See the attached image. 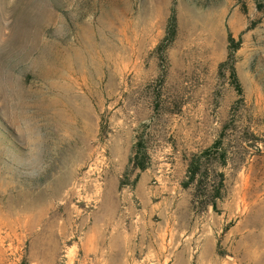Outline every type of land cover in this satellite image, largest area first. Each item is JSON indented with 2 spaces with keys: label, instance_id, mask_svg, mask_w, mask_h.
<instances>
[{
  "label": "rangeland",
  "instance_id": "obj_1",
  "mask_svg": "<svg viewBox=\"0 0 264 264\" xmlns=\"http://www.w3.org/2000/svg\"><path fill=\"white\" fill-rule=\"evenodd\" d=\"M0 264H264V0H0Z\"/></svg>",
  "mask_w": 264,
  "mask_h": 264
},
{
  "label": "trees",
  "instance_id": "obj_2",
  "mask_svg": "<svg viewBox=\"0 0 264 264\" xmlns=\"http://www.w3.org/2000/svg\"><path fill=\"white\" fill-rule=\"evenodd\" d=\"M176 30H177V17L174 9H171V12L167 19V27H166V33L165 36L161 39L159 44L157 45V48L161 50V55L164 52L166 46L170 44L173 39L176 36ZM229 44H228V52L227 57L219 62L218 64V71L223 72L224 74H227L230 78V82L234 85L236 91L241 94L242 87L238 80L237 74H236V68H235V57L234 52L236 48L239 46V43L237 40L234 39V37L229 33L228 34ZM211 148V146L207 147L202 153L205 155L208 150ZM205 153V154H204ZM200 156L197 157L196 161L190 160V164L192 166V175L191 179H196V174H200V176L203 174L201 173V165L198 163V160L200 159ZM148 161V153L146 149V145L144 144V141L142 140V137L139 135L137 136V139L133 143L132 146V154L129 157V164L132 165V168H138L139 170H143L147 166ZM207 172H205L204 175L206 176ZM197 184V183H196ZM214 204V201L207 200L205 204Z\"/></svg>",
  "mask_w": 264,
  "mask_h": 264
}]
</instances>
